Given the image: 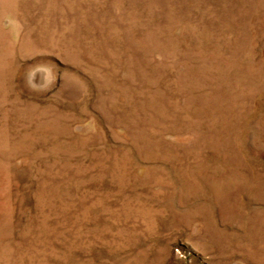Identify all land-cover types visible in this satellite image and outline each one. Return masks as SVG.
Segmentation results:
<instances>
[{
	"label": "rangeland",
	"instance_id": "rangeland-1",
	"mask_svg": "<svg viewBox=\"0 0 264 264\" xmlns=\"http://www.w3.org/2000/svg\"><path fill=\"white\" fill-rule=\"evenodd\" d=\"M0 264H264V0H0Z\"/></svg>",
	"mask_w": 264,
	"mask_h": 264
}]
</instances>
